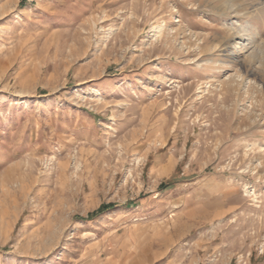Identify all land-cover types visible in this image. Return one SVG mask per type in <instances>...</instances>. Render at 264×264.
<instances>
[{
	"label": "rangeland",
	"instance_id": "374dc122",
	"mask_svg": "<svg viewBox=\"0 0 264 264\" xmlns=\"http://www.w3.org/2000/svg\"><path fill=\"white\" fill-rule=\"evenodd\" d=\"M0 264H264V0H0Z\"/></svg>",
	"mask_w": 264,
	"mask_h": 264
}]
</instances>
